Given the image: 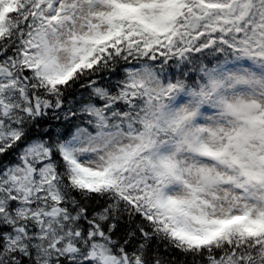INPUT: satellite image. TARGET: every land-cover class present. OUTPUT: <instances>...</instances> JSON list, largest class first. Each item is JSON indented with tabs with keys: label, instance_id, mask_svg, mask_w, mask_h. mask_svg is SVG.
I'll list each match as a JSON object with an SVG mask.
<instances>
[{
	"label": "snow or ice",
	"instance_id": "obj_1",
	"mask_svg": "<svg viewBox=\"0 0 264 264\" xmlns=\"http://www.w3.org/2000/svg\"><path fill=\"white\" fill-rule=\"evenodd\" d=\"M0 264H264V0H0Z\"/></svg>",
	"mask_w": 264,
	"mask_h": 264
}]
</instances>
